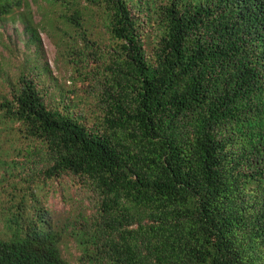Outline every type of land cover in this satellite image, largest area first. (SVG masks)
<instances>
[{
  "label": "trees",
  "instance_id": "16d2710c",
  "mask_svg": "<svg viewBox=\"0 0 264 264\" xmlns=\"http://www.w3.org/2000/svg\"><path fill=\"white\" fill-rule=\"evenodd\" d=\"M48 2L68 81L0 68V264H264V0Z\"/></svg>",
  "mask_w": 264,
  "mask_h": 264
},
{
  "label": "rangeland",
  "instance_id": "374dc122",
  "mask_svg": "<svg viewBox=\"0 0 264 264\" xmlns=\"http://www.w3.org/2000/svg\"><path fill=\"white\" fill-rule=\"evenodd\" d=\"M48 1L46 4L43 1L41 5L46 14L45 17H42L38 8L37 12L34 10L33 2L27 0L31 14L29 22L20 13L9 15L8 12L0 15V68L6 71L3 73L14 75L20 70L25 73H33L36 77L39 59L47 62L51 74L57 79L68 81L67 71L62 68V64L57 58L55 41L63 29L67 30L63 20V8L59 3L52 5ZM19 11L24 12L25 9L21 7ZM24 21L30 26H35L38 30V46L33 32L24 31ZM65 36L66 33L62 35L63 38ZM11 132L12 130L9 129L8 135H11ZM70 252L71 256H74L75 249L71 247ZM70 264H76L72 258Z\"/></svg>",
  "mask_w": 264,
  "mask_h": 264
}]
</instances>
